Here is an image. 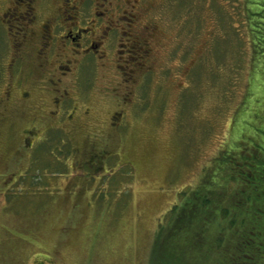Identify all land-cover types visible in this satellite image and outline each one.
Here are the masks:
<instances>
[{"label":"rangeland","instance_id":"obj_1","mask_svg":"<svg viewBox=\"0 0 264 264\" xmlns=\"http://www.w3.org/2000/svg\"><path fill=\"white\" fill-rule=\"evenodd\" d=\"M151 2L152 71L125 80L127 45L113 44L106 56L81 58L76 83L60 76L89 107L88 126L42 117L33 122L41 135L22 144L39 115L25 109L35 93L0 124V264H147L159 222L223 146L250 72L244 0ZM10 42L0 22V86L12 79ZM115 111L122 121L110 123Z\"/></svg>","mask_w":264,"mask_h":264},{"label":"trees","instance_id":"obj_2","mask_svg":"<svg viewBox=\"0 0 264 264\" xmlns=\"http://www.w3.org/2000/svg\"><path fill=\"white\" fill-rule=\"evenodd\" d=\"M244 8L246 90L223 146L159 222L147 264H264V0Z\"/></svg>","mask_w":264,"mask_h":264},{"label":"flooded vegetation","instance_id":"obj_3","mask_svg":"<svg viewBox=\"0 0 264 264\" xmlns=\"http://www.w3.org/2000/svg\"><path fill=\"white\" fill-rule=\"evenodd\" d=\"M2 3L0 22L6 28L11 41L5 68L12 71V79L8 84L0 86L4 87L1 91V100L4 101L0 108V124L4 127L3 124L9 118L17 115L14 107L20 109V106L26 104V98L30 95L32 97L34 93L36 95L32 99L36 103H27L25 109L38 108L37 112L41 116L35 111L32 112L30 125L28 128L23 126L22 129V144L31 146L32 135H41L39 125L33 122L42 117L62 119L71 116L76 120V127L88 126L86 116L89 107L81 110V105L76 104L74 97L69 95L65 88L67 85L60 77L63 75L68 78L70 75L69 81L76 83V68L82 57L99 59L106 56V46L115 44L118 48V45H127L124 51L130 63L129 69L125 68L128 70L125 72L128 77L125 76L124 79L132 82L133 72L152 71L148 61L153 56L158 30L155 23H148L152 20L150 15L147 16L151 9V0H3ZM49 70L53 72L52 75L51 72L44 75ZM37 71L41 78L36 77L34 83L30 82L28 74ZM55 75L56 79L53 77ZM23 79L34 86L27 89V86L20 85ZM49 86L57 91H53L51 100L47 96L50 93ZM14 97L18 101L12 100ZM10 102L13 106H10ZM123 115L122 112L115 111L110 115V119H114L110 123L121 122ZM78 116L82 120H77ZM42 120L45 121L44 118ZM53 127L48 124L44 128ZM2 137L0 136V141Z\"/></svg>","mask_w":264,"mask_h":264}]
</instances>
